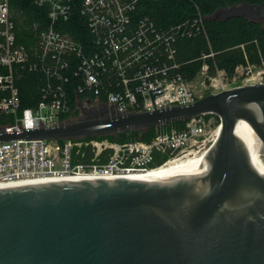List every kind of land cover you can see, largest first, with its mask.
I'll list each match as a JSON object with an SVG mask.
<instances>
[{"label": "water", "instance_id": "obj_1", "mask_svg": "<svg viewBox=\"0 0 264 264\" xmlns=\"http://www.w3.org/2000/svg\"><path fill=\"white\" fill-rule=\"evenodd\" d=\"M229 17L264 22V3L209 19ZM101 108L55 127L0 129V142L101 137L207 114L219 131L202 163L173 174L0 187V264H264V174L240 138L247 122L264 153V82L151 111Z\"/></svg>", "mask_w": 264, "mask_h": 264}, {"label": "built area", "instance_id": "obj_2", "mask_svg": "<svg viewBox=\"0 0 264 264\" xmlns=\"http://www.w3.org/2000/svg\"><path fill=\"white\" fill-rule=\"evenodd\" d=\"M160 1L81 0L79 12L91 36L86 50L61 31L72 15L73 0H35L47 8V25L30 52L17 42L9 0H0V129L11 133L66 123L72 111L69 87L74 110L106 105L124 114L186 105L207 94L264 82V58L259 65H238L231 74L218 69L210 74L206 60L212 52L203 54L200 70L185 79L178 72L176 45L181 39L206 36L205 19L197 9L180 23L158 27L137 15L139 3ZM25 67L44 76L41 99L29 108H22L16 86ZM217 131L219 120L207 114L185 120L181 130L160 129L150 141L86 137L0 142V187L127 177L205 151ZM260 160L264 165V153Z\"/></svg>", "mask_w": 264, "mask_h": 264}, {"label": "trees", "instance_id": "obj_3", "mask_svg": "<svg viewBox=\"0 0 264 264\" xmlns=\"http://www.w3.org/2000/svg\"><path fill=\"white\" fill-rule=\"evenodd\" d=\"M258 5L264 0H163L160 2H141L137 6V15L147 16L158 27H168L180 23L195 15L196 10L204 16L206 36L199 35L193 38L181 39L177 42L176 61L180 64L178 72L185 79H191L200 70L203 54L213 53L206 60L208 71L213 74L216 69L231 74L238 65H259L260 57L264 58V22L250 21L245 17H229L218 20L209 18L218 10L230 6H238L241 3ZM81 0H73L72 15L61 31L79 42L88 50L91 46V36L87 30L85 19L79 12ZM9 6L14 16L17 32V42L24 45L28 51L35 46L37 34L47 25V8L35 4V0H9ZM243 45V49L240 46ZM247 60V61H246ZM44 83V76L27 67L20 70L16 80L19 99L22 108L36 105L41 99L40 89ZM71 96L72 111L67 119L78 117V111L74 110V101ZM208 117V116H207ZM216 121L218 118L215 117ZM185 121H177L152 127L146 130H131L114 135L96 137L110 142H127L140 139L150 141L160 129H183ZM1 127V125H0Z\"/></svg>", "mask_w": 264, "mask_h": 264}, {"label": "bare ground", "instance_id": "obj_4", "mask_svg": "<svg viewBox=\"0 0 264 264\" xmlns=\"http://www.w3.org/2000/svg\"><path fill=\"white\" fill-rule=\"evenodd\" d=\"M218 133V131H217ZM240 138L245 140L246 145H248V162H250V165L252 169L259 173L264 174V165L262 161L260 160L261 157V144L253 130L252 127L246 122L243 127V131L241 133ZM216 139V138H215ZM208 148H206L205 151L200 152L197 155H194L192 157L186 158L182 161H176L168 163L160 168L153 169V170H147L143 172L133 173L128 178H152L157 176H163L168 174L176 173L180 170H183L185 168L198 165L202 163L206 158V152ZM55 181V180H50ZM40 182H46V181H32V182H20L13 184L14 185H22V184H30V183H40ZM8 186V185H6Z\"/></svg>", "mask_w": 264, "mask_h": 264}, {"label": "flooded vegetation", "instance_id": "obj_5", "mask_svg": "<svg viewBox=\"0 0 264 264\" xmlns=\"http://www.w3.org/2000/svg\"><path fill=\"white\" fill-rule=\"evenodd\" d=\"M104 113L103 108L101 106L98 107H89L84 114L81 115V117H95V116H100ZM80 117V116H79Z\"/></svg>", "mask_w": 264, "mask_h": 264}, {"label": "rangeland", "instance_id": "obj_6", "mask_svg": "<svg viewBox=\"0 0 264 264\" xmlns=\"http://www.w3.org/2000/svg\"><path fill=\"white\" fill-rule=\"evenodd\" d=\"M87 110H88V108L87 109L86 108H82L81 110H79L78 111V114H79L78 117L81 116L82 114H84V112H86ZM73 120H75V119H73Z\"/></svg>", "mask_w": 264, "mask_h": 264}]
</instances>
